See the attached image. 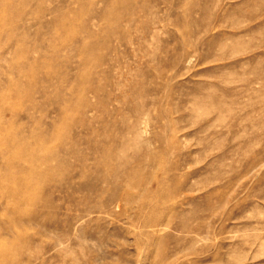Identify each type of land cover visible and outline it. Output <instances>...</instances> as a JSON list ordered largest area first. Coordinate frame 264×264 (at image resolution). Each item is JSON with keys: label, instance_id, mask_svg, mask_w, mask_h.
<instances>
[{"label": "rangeland", "instance_id": "obj_1", "mask_svg": "<svg viewBox=\"0 0 264 264\" xmlns=\"http://www.w3.org/2000/svg\"><path fill=\"white\" fill-rule=\"evenodd\" d=\"M0 264H264V0H0Z\"/></svg>", "mask_w": 264, "mask_h": 264}, {"label": "bare ground", "instance_id": "obj_2", "mask_svg": "<svg viewBox=\"0 0 264 264\" xmlns=\"http://www.w3.org/2000/svg\"><path fill=\"white\" fill-rule=\"evenodd\" d=\"M8 245V244H7Z\"/></svg>", "mask_w": 264, "mask_h": 264}]
</instances>
